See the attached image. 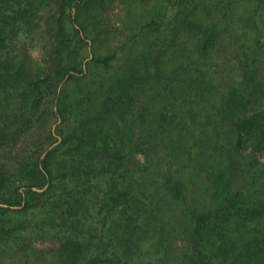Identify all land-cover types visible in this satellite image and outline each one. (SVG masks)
Segmentation results:
<instances>
[{
  "label": "trees",
  "instance_id": "16d2710c",
  "mask_svg": "<svg viewBox=\"0 0 264 264\" xmlns=\"http://www.w3.org/2000/svg\"><path fill=\"white\" fill-rule=\"evenodd\" d=\"M230 1L226 0V4ZM61 3L50 25H46L47 33L51 31L52 52L56 58L53 64L60 68L54 80L56 86L50 108L54 118L62 116L60 84L81 77L86 71L75 63L64 65L62 53L68 45L62 37L70 35L74 43L88 48L90 43L85 41L87 36L79 21L80 14L91 13L99 7V0H63ZM210 7L204 0H163L153 5L155 14L146 22L145 33L155 52L149 57L150 62H136L142 75L130 81L127 94L123 91L119 95L125 97L122 105L135 106L136 103L140 109H136L131 125L118 126L112 120L113 144L117 149L109 152L108 143L103 141L96 154L112 164L130 147L135 174L132 177L138 186L148 167L160 166L165 152L177 163L184 162L185 168L189 169L192 161L193 173L174 182L168 181L163 187L164 194L177 202L175 219L184 223L187 264H264V50L257 47L256 42L244 44L247 52L236 55L239 63L234 68L227 70L218 64L214 70L216 48L225 38L221 31L223 24ZM4 15L0 12V22ZM26 15L29 17L30 12ZM246 29L244 23L239 22L226 46L237 43L234 40L246 35ZM255 31L253 29V33ZM180 34L184 42L181 56L176 57L172 52L164 62V54L160 53L155 40L159 36ZM242 42L250 40L244 38ZM92 55L91 61L101 65L115 57L114 53L103 57ZM11 61H7L1 78L15 86L0 96V100L9 105H3L0 110V151L9 136L14 140L9 119L20 117L25 124L30 123L44 89L43 78L34 76L29 56H24L16 66L11 65ZM125 81L123 77L119 88ZM144 87L150 94L140 99ZM148 107L151 115L145 110ZM130 127L137 135L129 136ZM69 139L68 135L63 137L61 144ZM54 149L44 151V155L31 161L23 159L21 166L27 180L21 192L2 200L4 207L0 206V213L4 220L26 214L28 196L36 194L33 188L50 185L53 168L62 164L52 165ZM75 165L67 168L78 171ZM143 213L152 215L154 210L135 206L133 213L124 221L121 219L118 246L101 254L105 258L103 263L106 260L108 264H122V260L129 261L138 251L142 238L137 236L136 229L142 225ZM93 255L90 248L67 240L61 247L60 259L61 264H94L97 262H86L94 258Z\"/></svg>",
  "mask_w": 264,
  "mask_h": 264
},
{
  "label": "rangeland",
  "instance_id": "374dc122",
  "mask_svg": "<svg viewBox=\"0 0 264 264\" xmlns=\"http://www.w3.org/2000/svg\"><path fill=\"white\" fill-rule=\"evenodd\" d=\"M62 1L0 0V12L5 14L0 22V96L15 86L1 79L7 61L12 59L10 64L16 66L26 55L35 78H43L44 86L42 100L33 111L30 123L25 124L20 117L9 119L14 140L9 136L0 151V206L4 207L2 200L22 191L27 180L21 166L24 158L31 161L55 148L52 165L62 163L53 168L49 186L33 188L36 194L28 196L26 214L4 220L0 213V264H61V247L67 240L91 249L94 258L86 262L108 264L106 260L103 263L101 254L118 246L122 220L134 212L135 206L152 209L154 213L141 215L142 225L136 234L142 242L131 259L122 260V264H187L184 223L175 219L177 202L164 194L163 187L168 181L193 173L194 163L189 160L191 167L185 168L184 162L177 163L165 152L160 166L148 167L138 186L132 177L135 174L130 147L112 164L96 154L103 141L108 143L109 152L117 149L113 144L112 120L118 126L131 125L136 109H140L136 103L122 105L125 97L119 95L123 91L127 94L130 81L142 75L136 62H150L149 57L155 52L146 38V22L155 14L153 5L163 0H99L97 9L80 14L79 21L87 36L85 41L90 44L87 48L66 35L62 40L68 48L62 56L65 66L75 63L86 71L85 75L60 84L62 116L54 118L50 108L54 80L60 68L53 64L56 58L52 52L51 31L47 33L46 25H50ZM204 3L220 8L210 7L223 24L221 31L225 40L216 48L214 70L218 64L227 70L234 68L239 63L236 55L247 52L244 44L256 42L264 50V0H232L227 4L226 0H204ZM239 22L247 28L246 35L226 46ZM11 31L14 33L10 34ZM171 36H159L155 40L164 54V62L172 52L176 57L183 52L182 35ZM244 38L250 42H242ZM112 53L115 57L106 65L91 61L92 54L103 57ZM123 77L126 81L119 88ZM141 92L140 99L150 94L146 87ZM8 103H11L9 99ZM3 105L6 104L0 100V110ZM145 110L151 115L149 107ZM128 134L137 135L132 127ZM67 135L69 141L61 144ZM75 163L78 171L67 168Z\"/></svg>",
  "mask_w": 264,
  "mask_h": 264
}]
</instances>
